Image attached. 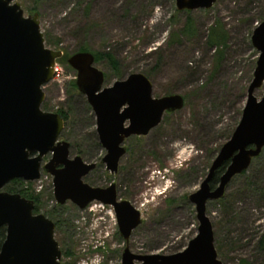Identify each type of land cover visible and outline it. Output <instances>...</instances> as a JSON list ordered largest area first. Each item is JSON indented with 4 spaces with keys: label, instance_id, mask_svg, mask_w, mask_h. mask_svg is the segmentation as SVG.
I'll return each mask as SVG.
<instances>
[{
    "label": "rangeland",
    "instance_id": "1",
    "mask_svg": "<svg viewBox=\"0 0 264 264\" xmlns=\"http://www.w3.org/2000/svg\"><path fill=\"white\" fill-rule=\"evenodd\" d=\"M20 4L26 16L39 15L46 46L62 51L68 59L82 47L113 53L121 68L119 76L108 61L96 63L105 74L104 87L145 72L153 83L154 97H186L182 110L166 115L148 136L131 144L117 175L102 166L86 179L102 188L116 182L118 197L140 210L143 224L130 239L133 253L172 255L183 251L199 227L189 196L200 188L220 148L231 137L247 100L259 57L251 38L264 21V0H217L211 9L195 11H179L175 0H20ZM188 25L191 29L186 36L181 31ZM213 29L228 39L218 66L216 48L207 44ZM59 66L54 79L44 86L45 111L68 109V83L77 73L70 66ZM191 68L195 70L187 76ZM263 92L264 84L256 97L260 99ZM74 102L72 99L69 106L73 104L75 114L60 137H68L77 146L71 156L76 149H84L87 134L96 129L86 97ZM83 107L88 113L83 114ZM104 153L98 148L94 160L90 155L85 159L99 161ZM254 176L263 188L264 152L245 175L231 181L225 206L220 200L208 202L207 213L223 264H264V251L258 248L264 234V198L260 192L247 190V181ZM40 180L22 187L35 194L43 186L41 211L48 213L57 205L53 189H48L52 178L44 175ZM60 208L61 222L67 223L56 229L55 238L62 252L72 254L65 262L122 264L125 241L112 207L94 202L80 210L67 202Z\"/></svg>",
    "mask_w": 264,
    "mask_h": 264
},
{
    "label": "water",
    "instance_id": "2",
    "mask_svg": "<svg viewBox=\"0 0 264 264\" xmlns=\"http://www.w3.org/2000/svg\"><path fill=\"white\" fill-rule=\"evenodd\" d=\"M179 11L209 10L217 0H175ZM252 45L259 52L247 100L238 125L220 148L200 188L189 196L199 222L198 234L181 252L172 255L134 254L130 238L143 224L142 214L130 201L118 197L117 183L94 187L84 181L97 163L77 155L70 158L71 144L60 140L64 119L43 110L44 86L55 77L62 51L46 46L39 15L26 16L20 0H0V227L6 239L0 264H63L55 238V223L35 214V203L4 190L13 180L34 182L41 172L53 178V194L59 206L71 202L80 210L90 204L113 208L119 232L126 242L122 264H223L215 245L213 223L207 213L209 201H219L231 181L248 171L264 149V21L253 31ZM77 72L76 85L86 97L97 121V133L106 155L101 163L116 175L126 155L125 140L148 136L163 121L165 113L185 107L182 95L154 97V86L143 73H133L104 87L105 74L96 67L95 56L78 52L68 59ZM129 125L126 126V123ZM50 160L43 164V158ZM224 165L219 183H211Z\"/></svg>",
    "mask_w": 264,
    "mask_h": 264
},
{
    "label": "trees",
    "instance_id": "3",
    "mask_svg": "<svg viewBox=\"0 0 264 264\" xmlns=\"http://www.w3.org/2000/svg\"><path fill=\"white\" fill-rule=\"evenodd\" d=\"M217 26V25H216ZM217 28V27H216ZM190 29H191V25H188L185 27L184 30H182V34L188 36L187 34H190ZM185 32V33H184ZM190 36V35H189ZM227 36L225 34H223L222 32L220 31H216L215 29H213V31L211 32V36L209 37V40H208V46L210 48H216V56H217V66L219 65L220 61L223 59V48L227 45ZM54 43V42H53ZM54 45H59V43H54ZM78 52H90L92 53L94 56H95V63H99L101 61H108L111 68L113 69V72L115 75L119 76L120 75V72H121V68H120V65H119V61L115 58L114 54L111 53V52H107V53H96V52H91L89 51L86 47H82ZM68 55H64L61 59H59L58 61L63 64V65H66L68 68H69V65L67 63V58ZM191 72L187 73V76L190 75L192 72H194L195 69H192L191 68ZM145 74L148 78H150V75L148 73H143ZM124 78H122L121 80H123ZM68 109H64L63 107L60 108V109H57L55 110L54 112L60 114L62 117H64V119L66 120V126H69L71 124V118H73L74 116V112L71 108V106H73V104L71 106H69L71 103H72V99L76 102V100L80 97H82V95L79 93L78 91V88H77V85H76V81H71L70 83H68ZM168 95H171V94H168ZM185 99V103H186V97H184ZM74 102V103H75ZM43 106L45 107L46 106V109L47 108V105L44 103ZM45 109V110H46ZM84 107H83V114L85 113H88V110H85ZM50 111V110H49ZM64 120V121H65ZM65 130V129H64ZM233 133V132H232ZM232 133L230 135H232ZM229 136V134H228ZM64 138L66 140H69L68 137L64 136ZM230 138V137H229ZM70 142V141H69ZM75 145L74 142H72ZM77 150V149H76ZM264 152V149L262 151V153L259 155V157L262 156ZM257 157V158H259ZM256 159V158H255ZM225 166L224 165L219 171H217L211 185L212 187H215L218 182H219V179H220V176L222 175V173L224 172L225 170ZM248 171L244 172L242 175H245ZM255 177L252 179V178H249L248 181H247V186L249 189L247 190H250L251 192H260L261 194V198H264V187H259V182L258 180H255ZM19 186V189H17V186ZM25 186L24 182L22 180H14L10 183V185H8L6 187L7 191L10 192V193H17V194H20L21 196L27 198V199H31V200H34L36 205H35V208H34V213L35 214H38L41 212V207L43 206L42 204V197L41 196H35L34 193L31 191V190H28V189H25L22 187ZM226 196V195H225ZM223 197L220 201L223 203V205L225 206V198L226 197ZM52 214L53 213H49L50 217H52ZM62 219H60L58 222H57V226L58 227H62L65 223H67V221H62ZM6 239V227H0V250H1V247H2V244L3 242L5 241ZM258 248L261 250V251H264V234L260 237V239L258 240ZM67 256H72V254L70 252H67L66 253ZM242 264H249L247 263L246 261H243Z\"/></svg>",
    "mask_w": 264,
    "mask_h": 264
},
{
    "label": "flooded vegetation",
    "instance_id": "4",
    "mask_svg": "<svg viewBox=\"0 0 264 264\" xmlns=\"http://www.w3.org/2000/svg\"><path fill=\"white\" fill-rule=\"evenodd\" d=\"M91 108V107H90ZM45 111V110H44ZM47 112H49V111H47ZM54 112V111H53ZM54 113H56V112H54ZM58 114V113H57ZM169 114H172V113H165V115H164V117H163V120H164V118L166 117V115H169ZM60 115V114H59ZM61 116V115H60ZM62 117V116H61ZM95 117V116H94ZM63 119H64V117H62ZM65 120V119H64ZM95 120H96V117H95ZM96 123H97V121H96ZM127 125H129V123L127 122L126 123V126ZM65 126H66V120H65ZM65 129V128H64ZM63 133V132H62ZM62 135V134H61ZM62 137V136H61ZM88 138V139H87ZM140 138H144V136H142V137H140V136H132V137H130V138H128L127 140H125V142H124V145H125V147H126V149H127V153H126V155L128 154V153H130L131 152V144H133L134 142H138V141H140L139 139ZM60 140H64V139H60ZM65 141H67V140H65ZM69 142V141H68ZM84 142L86 143L85 145H83V148L84 149H82V150H76L77 151V153L74 155V156H71L70 155V158H74L75 156H77V155H79V156H81L83 159H84V161L85 162H87V163H97V167L92 171V172H90L85 178H84V181L87 183V181H86V179H88V177L92 174V173H94V172H96L97 170H98V168L99 167H102V166H104L105 167V170L107 171V172H109L107 169H106V165L105 164H102L101 163V161H102V159H103V157L106 155V150L105 149H103V147H102V145H101V142H100V139H99V136H98V133H97V124H96V129H95V131L93 132V133H91V134H87V137H86V140H84ZM70 144H71V147H70V154H71V152H72V149L73 148H77V146H74V144L72 143V142H70ZM137 147V146H136ZM98 148H101L105 153H104V155L102 156V158L99 160V161H90L91 159H93L94 160V158H95V156H96V150L98 149ZM87 155H90L91 156V159H89L88 158V160H86L85 158H86V156ZM88 157V156H87ZM125 157V156H124ZM45 158H48L47 160L49 161L50 160V156H46V157H44L43 158V161H44V159ZM123 159V158H122ZM121 159V160H122ZM48 161H46V162H48ZM121 162V161H120ZM122 170V168L120 167V165H119V170H118V173L120 172ZM110 173V172H109ZM117 173V174H118ZM116 174V175H117ZM46 176L47 178L48 177H50V178H52V176L50 175V174H47V173H45V172H41V176H40V179H42V177L43 176ZM14 181V180H13ZM23 181V180H22ZM24 183H28V182H26V181H23ZM52 182H53V178H52ZM219 183V182H218ZM32 184V183H31ZM89 184V183H88ZM10 185V184H9ZM91 186H94V185H92V184H90ZM218 185V184H217ZM216 185V186H217ZM33 186V185H32ZM215 186V187H216ZM94 187H96V186H94ZM49 188H51V189H53V184L51 185V187H50V185H48V189ZM43 189V186H40V189H38L37 191L35 190L34 192H35V196H41L42 197V193H41V190ZM117 191H118V185H117ZM29 200H31V199H29ZM34 201V200H33ZM34 203H35V201H34ZM57 203V202H56ZM35 205H36V203H35ZM59 210H61V208H60V206L57 204L56 205V207H54V208H52V209H50V211L48 212V213H43L42 211L40 212V213H38V214H44V215H46V217H48L49 219H51L54 223H55V225H56V229L58 228V226H57V222L61 219L60 217H62V214H59ZM49 213H53L52 214V217H50V215H49ZM56 231V230H55ZM132 237V236H131ZM131 239V238H130ZM130 244V243H129ZM125 248H126V242H125ZM124 248V249H125ZM131 249V248H130ZM101 250V249H100ZM99 250V251H100ZM62 251V250H61ZM132 251V250H131ZM123 252H124V250H123ZM123 252H122V254H123ZM66 253H67V251L66 252H62V259H61V262L63 263V264H75V263H71V262H69V261H67V262H65L64 261V259L66 258V257H71V256H67L66 255ZM98 253V252H97ZM135 254V253H134ZM96 256L97 255H95V258H96ZM121 258H122V255H121ZM90 263L91 264H94L95 262H92V261H90Z\"/></svg>",
    "mask_w": 264,
    "mask_h": 264
},
{
    "label": "built area",
    "instance_id": "5",
    "mask_svg": "<svg viewBox=\"0 0 264 264\" xmlns=\"http://www.w3.org/2000/svg\"><path fill=\"white\" fill-rule=\"evenodd\" d=\"M58 67H60L59 64H56V65H55V68H54L56 74L59 72V71H58ZM41 182H42V179L40 180V183H41Z\"/></svg>",
    "mask_w": 264,
    "mask_h": 264
}]
</instances>
